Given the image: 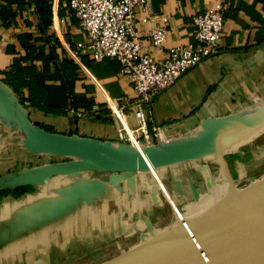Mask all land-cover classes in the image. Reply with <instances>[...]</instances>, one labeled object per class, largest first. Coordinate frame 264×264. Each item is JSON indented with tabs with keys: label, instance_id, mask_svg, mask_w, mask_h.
Returning <instances> with one entry per match:
<instances>
[{
	"label": "crops",
	"instance_id": "obj_1",
	"mask_svg": "<svg viewBox=\"0 0 264 264\" xmlns=\"http://www.w3.org/2000/svg\"><path fill=\"white\" fill-rule=\"evenodd\" d=\"M35 1L0 0V83L7 86L1 81V72L8 70L17 56L8 49L23 55L20 37L29 34L34 41L38 39L31 40L38 53L53 51L55 55L46 70L45 87L34 90L36 106L28 101L20 105L31 121L56 134L116 147L123 144L121 126L110 106L124 107L127 124L138 126L133 112L136 95L129 78L115 59L95 61L85 53L76 55L85 35L68 0H46L52 8L45 34ZM216 4L224 7L217 52L145 107L147 132L152 138L158 131L165 140L187 141L210 120L248 116L264 105V0H152L148 22L143 21L145 12H137L143 51L163 62L171 48L194 43V17ZM157 26L168 29L161 50L154 48L149 34ZM47 35L53 36L51 40ZM34 64L43 72L41 61ZM23 91L25 96L29 94L27 89ZM7 113V104L0 98V128L5 123L12 125ZM11 127L23 140V133ZM243 134L235 147L226 149L221 144L196 158L142 175L84 172L62 177L61 183L35 186L20 198L3 197L0 264H102L121 255L141 243L144 236L170 225V203L155 178L165 186L172 202L185 207L194 203L198 194L208 192L209 173L219 184L213 185L214 197L223 195L214 200L210 194L189 211L198 204L220 203L234 191L227 182L230 179L242 188L264 180V123ZM3 144L0 139V155ZM70 204L78 214L56 220L54 213L62 215ZM171 225L175 227L177 222Z\"/></svg>",
	"mask_w": 264,
	"mask_h": 264
},
{
	"label": "water",
	"instance_id": "obj_2",
	"mask_svg": "<svg viewBox=\"0 0 264 264\" xmlns=\"http://www.w3.org/2000/svg\"><path fill=\"white\" fill-rule=\"evenodd\" d=\"M0 98L7 104V114L24 133L22 144L29 154L69 159L1 177L0 192L40 186L57 175H134L156 171L210 152L222 140L220 135L241 133L264 123L262 105L248 116L206 122L203 127L209 123L212 127L200 139L173 140L143 147L142 151L124 143L116 147L109 142L45 130L31 121L12 91L1 83ZM206 175L210 194V188L219 184L213 182L209 173ZM227 182L234 192L222 204L197 219L175 227L171 223L158 233L146 235L138 245L102 264H264V180L240 189L233 179ZM201 196L198 194L196 202Z\"/></svg>",
	"mask_w": 264,
	"mask_h": 264
},
{
	"label": "built area",
	"instance_id": "obj_3",
	"mask_svg": "<svg viewBox=\"0 0 264 264\" xmlns=\"http://www.w3.org/2000/svg\"><path fill=\"white\" fill-rule=\"evenodd\" d=\"M151 2L152 0H68L70 9L79 22V28L85 35L84 41L77 45L76 55L85 53L95 61L117 60L121 72L133 86L136 95L133 112L138 122L136 128L127 124L124 107L112 105L110 108L121 126V141L129 142L136 148L173 141L165 140L158 131L153 138L148 135L144 109L158 94L174 86L183 75L217 52L224 28V7L216 4L194 17L195 42L171 48L168 58L159 62L143 51L137 32V12H145L143 21L148 22V6ZM149 34L154 48L163 49L168 29L157 26ZM156 180L175 214L178 205L174 200L172 202L173 198L161 181L158 178ZM236 185L240 186L238 183Z\"/></svg>",
	"mask_w": 264,
	"mask_h": 264
},
{
	"label": "rangeland",
	"instance_id": "obj_4",
	"mask_svg": "<svg viewBox=\"0 0 264 264\" xmlns=\"http://www.w3.org/2000/svg\"><path fill=\"white\" fill-rule=\"evenodd\" d=\"M4 120H3V122H4ZM11 124L13 125V127L14 126L16 127L15 129L18 130L17 125L16 124L14 125L12 120H11ZM11 126H10L9 123H5L4 126L2 128H0V137H1L0 139L5 142V144H3L4 149L1 150L2 154L0 155L4 159L3 164L0 163V165H3V166H0V176L5 177L4 175H6L7 172H12L10 174H13L14 170H16L17 172H24V171H28L30 169L40 168V167H44L46 165L47 166L48 165H53V164H57V163L65 162V161L69 160V159L60 158V157H54V156L29 154L25 150V148H24V146L22 144L23 140H21L18 137H16V135H15L16 131L13 130ZM210 127H212L210 125V123L207 124L205 127L202 126L201 131L199 132V134L195 138H193L192 140H197V139L202 138L206 134V129H208V128L210 129ZM246 132H250V130L249 131H244V134ZM241 134H242V132L241 133L240 132L239 133L231 132L230 134L220 135L219 139L221 138L222 140H220L219 143L216 144L215 146H220L222 144L221 146L222 147L225 146L226 149H229V147H235V146H237L238 144L241 143V141H240L242 139L241 138ZM23 136L25 137L24 133H23ZM122 142L124 144H126V145H130L131 146V143H129V142H124V141H122ZM213 148H214V146H213ZM210 151H211V149H210ZM15 163H18V164L16 165ZM130 175L131 174H129V173L124 174V176H130ZM135 175H142V173H135ZM66 176H70V175H57V176H54V177L50 178L48 181H46L44 184H46L47 182L49 184L61 183V179L60 178H62V177L65 178ZM72 176H74V175H72ZM156 182L159 185L157 180H156ZM236 183H238V182H236ZM248 183H250V182L248 181L245 184H248ZM240 188H242V186H238V189H240ZM203 195L204 196L200 197L198 199V201H201V200L205 199L204 198L205 196L207 198L208 193H205ZM218 196H221L220 193L216 197H213L214 200ZM195 204H197L196 201L194 203H192V204H188L187 206L185 205V207H180L177 204L179 209H180L179 210V215L178 214H174L172 212L171 207H170V209H171V216H170L171 220H170L169 223L171 224L172 221H174L175 218H177V219H175V221H177L179 223H183V222H187V221L191 220V218L194 216L193 214L198 213L199 209H200L197 206L193 210L189 211V209L192 208ZM73 208H74V204H70V209L68 211H66L65 213L63 212L62 215L54 213L55 219L60 222L63 219L66 220V219H70L71 217H74V215L78 214V210L77 209L75 210ZM186 211H187V213L184 214L183 212H186ZM200 212H202V211L200 210ZM179 223H177V225Z\"/></svg>",
	"mask_w": 264,
	"mask_h": 264
},
{
	"label": "trees",
	"instance_id": "obj_5",
	"mask_svg": "<svg viewBox=\"0 0 264 264\" xmlns=\"http://www.w3.org/2000/svg\"><path fill=\"white\" fill-rule=\"evenodd\" d=\"M69 4V3H68ZM35 5L38 11V15H40L42 19V24L44 25V34L46 33V29L48 26L51 25V5L48 4L46 0H36ZM70 8V6H69ZM72 11V10H71ZM49 36V35H47ZM53 36H49L47 39L51 40ZM21 43L23 45V49L25 53L22 55L15 49L9 48L8 52L12 55H17L11 67L8 70H4L1 73L3 74V79L1 81L10 87L12 91L17 94L19 97L16 99V102L20 105L25 104L26 101L30 103V105L36 106L35 100V88L41 89L45 87L46 81V70L48 65L53 59L55 58L54 53H50L49 55H45L44 52L40 54L38 53V48L31 42L33 40L31 35H22L20 37ZM56 40V39H55ZM34 41V40H33ZM38 41L35 38L36 42ZM35 61H41L43 66V72H38L36 65L34 64ZM72 88V87H71ZM24 89L29 91V94L25 96ZM70 89V87H68ZM14 94V95H15ZM45 130L50 131L49 129L45 128ZM31 167V166H30ZM12 173V172H11ZM13 173H18L16 170ZM2 176H0L1 178ZM33 187H15V188H8L4 191L0 192V200L8 195L15 196L20 198L32 191Z\"/></svg>",
	"mask_w": 264,
	"mask_h": 264
},
{
	"label": "bare ground",
	"instance_id": "obj_6",
	"mask_svg": "<svg viewBox=\"0 0 264 264\" xmlns=\"http://www.w3.org/2000/svg\"><path fill=\"white\" fill-rule=\"evenodd\" d=\"M214 125V124H213ZM138 150H144V148L143 147H140V148H138ZM212 188H214L213 186H212ZM212 188H210V194H211V197H214V194H213V192H214V190L212 189ZM234 191H230V194L228 195V196H226V197H224L223 199H221L219 202L220 203H218V204H198L199 206H198V208H200L199 209V212H198V214H193V215H196L195 217H193V218H191V220H194V219H197L198 217H200V216H202L203 214H205V213H207L208 211H210V210H212L213 208H215L216 206H218V205H220V204H222L227 198H229L230 197V195L233 193ZM210 194H208L207 195V198H206V196L204 197L205 199H203V200H207L208 199V196L210 195ZM221 196L223 195L222 193L220 194ZM204 196V195H203ZM203 196H201V197H203ZM179 208H176V210H175V214H178L179 215V210H178ZM200 210L202 211V212H200ZM176 219V218H175ZM175 219H174V221L172 222V224L173 223H176L177 221H175ZM177 223H179V222H177ZM179 224H181V223H179ZM178 224V225H179ZM177 225V226H178Z\"/></svg>",
	"mask_w": 264,
	"mask_h": 264
}]
</instances>
